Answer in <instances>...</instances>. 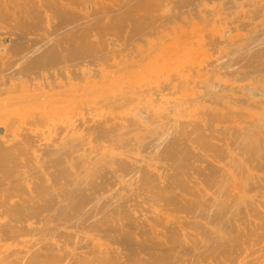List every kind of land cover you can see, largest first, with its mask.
<instances>
[{
	"label": "bare ground",
	"instance_id": "obj_1",
	"mask_svg": "<svg viewBox=\"0 0 264 264\" xmlns=\"http://www.w3.org/2000/svg\"><path fill=\"white\" fill-rule=\"evenodd\" d=\"M0 264H264V0H0Z\"/></svg>",
	"mask_w": 264,
	"mask_h": 264
}]
</instances>
